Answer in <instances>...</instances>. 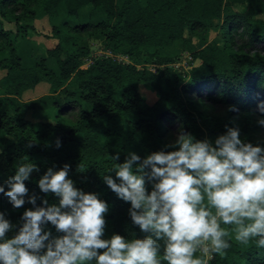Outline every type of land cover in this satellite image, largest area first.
I'll use <instances>...</instances> for the list:
<instances>
[{
	"label": "trees",
	"instance_id": "16d2710c",
	"mask_svg": "<svg viewBox=\"0 0 264 264\" xmlns=\"http://www.w3.org/2000/svg\"><path fill=\"white\" fill-rule=\"evenodd\" d=\"M44 18L46 32L35 27ZM33 35L54 40L41 57ZM93 42L102 54L93 56ZM0 69V185L8 190L21 163L39 169L25 181L21 208L0 193V212L14 225L7 238L25 210L44 207L45 199L58 206L59 197L38 186L49 168L70 165L75 187L108 203L104 239H144L149 234L132 222L130 202L103 180L115 179V163L130 153L144 159L171 151L165 146L181 130L214 145L234 127L243 142L264 147V0H0ZM40 82L48 93L21 99ZM141 89L154 95L151 102ZM52 106L54 121L27 118ZM33 194L35 206L27 203ZM44 227L51 238L62 235ZM229 242L226 255H212L209 264H264V248Z\"/></svg>",
	"mask_w": 264,
	"mask_h": 264
},
{
	"label": "clouds",
	"instance_id": "9594fccd",
	"mask_svg": "<svg viewBox=\"0 0 264 264\" xmlns=\"http://www.w3.org/2000/svg\"><path fill=\"white\" fill-rule=\"evenodd\" d=\"M259 110L264 113V104ZM258 123L264 126V119ZM165 147L173 150L144 159L130 153L111 168L115 179L103 176L118 198L130 202L131 220L146 238L104 239L108 203L75 187L65 164L38 181L41 192L59 197L58 206L45 199L44 207L25 210L12 238L7 233L14 225L0 212V264H209L212 255H226L233 239L264 248V147L243 142L239 129L227 126L214 145L181 130ZM38 170L21 163L6 181L8 190L0 185L14 208L26 203L25 181ZM37 198L27 203L35 206ZM49 223L62 235L51 238L44 227Z\"/></svg>",
	"mask_w": 264,
	"mask_h": 264
},
{
	"label": "rangeland",
	"instance_id": "374dc122",
	"mask_svg": "<svg viewBox=\"0 0 264 264\" xmlns=\"http://www.w3.org/2000/svg\"><path fill=\"white\" fill-rule=\"evenodd\" d=\"M6 27H11L12 26V23H5L4 24ZM48 23L46 22V19H40V20H36L35 21V27L38 29V30H41L43 32H46L48 30ZM214 36V33L211 32L210 33V38H212ZM32 42L33 43H36L35 44V47H33V44L31 47H33V51L35 52V54L37 55V57H41L43 55H45V52H46V49L48 48H51L53 45H54V40L53 39H49V38H46L45 36L43 35H33L32 36ZM211 40V39H210ZM194 42H196L197 40L194 39L193 40ZM92 51H93V56L94 55H100L103 53V50L100 49L99 47V44L98 42H93L92 44ZM200 46V44H198ZM186 54V53H185ZM185 54H182L181 56V65L182 67L186 68V62H187V59L186 56L184 57ZM119 60L122 59V57H118ZM90 61V60H89ZM197 63V62H195ZM86 64L82 65V67H85ZM153 69V67H151ZM4 72L3 70L0 69V77L3 76ZM41 84L39 85H36L34 88L32 89H29L27 91H25L22 96H21V99L22 100H27V99H31V98H36V97H39V96H42V94H46L48 93V84L46 82H44L45 84H43V82H40ZM143 95L145 97H147L148 101L151 102V100H153V97L154 95L151 94L150 92L146 91L145 89H141ZM36 111L38 112L37 114V118H33V117H30L29 114H27V118H30L31 120H48V121H54L53 119H55V115L57 114V108L55 107H49L47 110L44 109V110H39V109H36Z\"/></svg>",
	"mask_w": 264,
	"mask_h": 264
}]
</instances>
